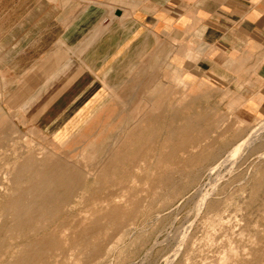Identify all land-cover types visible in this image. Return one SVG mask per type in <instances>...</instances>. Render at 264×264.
Listing matches in <instances>:
<instances>
[{
	"label": "rangeland",
	"instance_id": "rangeland-1",
	"mask_svg": "<svg viewBox=\"0 0 264 264\" xmlns=\"http://www.w3.org/2000/svg\"><path fill=\"white\" fill-rule=\"evenodd\" d=\"M157 75L123 71L86 126L0 115V264H264V116ZM50 166L62 183L32 203Z\"/></svg>",
	"mask_w": 264,
	"mask_h": 264
},
{
	"label": "crops",
	"instance_id": "crops-1",
	"mask_svg": "<svg viewBox=\"0 0 264 264\" xmlns=\"http://www.w3.org/2000/svg\"><path fill=\"white\" fill-rule=\"evenodd\" d=\"M139 68L147 85L159 73L209 86L253 124L264 116V0H0V115L86 126Z\"/></svg>",
	"mask_w": 264,
	"mask_h": 264
},
{
	"label": "bare ground",
	"instance_id": "bare-ground-1",
	"mask_svg": "<svg viewBox=\"0 0 264 264\" xmlns=\"http://www.w3.org/2000/svg\"><path fill=\"white\" fill-rule=\"evenodd\" d=\"M264 125V124H263ZM263 127V126H262ZM256 129V128H255ZM252 131V130H251ZM257 131V130H256ZM250 133V132H249ZM249 136V135H248ZM249 138V137H248ZM248 138H246V139H248ZM251 138V137H250ZM252 139V138H251ZM251 139H248V140H243L245 143H247V142H249V140H251ZM254 139V138H253ZM252 139V140H253ZM244 142H240L239 143V145H244L245 143ZM238 145V144H237ZM234 148V147H233ZM237 148V147H236ZM240 148V146L238 147V149ZM243 148V147H242ZM247 148V147H246ZM249 148H251V147H249ZM239 151V150H238ZM237 152V151H236ZM235 153V149L234 150H232V151H230V153H229V155H228V153H227V157H233V156H235L236 154H234ZM235 158V157H234ZM228 159V158H227ZM3 162V161H2ZM223 162V161H222ZM26 169H27V165L25 164L23 167H22V170H20L19 171V175H18V177L16 178V181L17 180H19L21 177H22V174H23V172H25L26 171ZM47 171H50L51 173H52V175L53 176H51V177H49V178H46V175H42V177H40V178H38L37 180H34V181H31L30 182V187H28V189H32V191H31V193H30V198H32V203H34L35 202V200H37V199H39V197H41V196H44V190L45 189H53L55 186V184L56 183H60L61 182V180H62V177H61V175H59L57 172H56V170H55V168L53 167V166H50L49 167V170L47 169ZM66 175V174H65ZM65 175H63V177L65 176ZM69 175V174H68ZM2 176V175H1ZM40 176V175H39ZM62 183V182H61ZM60 185V184H59ZM23 188V187H22ZM27 189V188H26ZM23 190V189H22ZM18 195H19V193H18ZM48 195V194H47ZM29 196V195H28ZM25 199H26V197H25ZM24 200V199H23ZM25 201V200H24ZM24 201H23V203H24ZM27 201L28 200H26V204H27ZM30 201V200H29ZM55 203V202H54ZM25 204V205H26ZM21 206H22V201H17V202H15V204H14V211H17L18 212V210L21 208ZM49 207V206H48ZM16 209V210H15ZM21 211V210H20ZM16 215H21V214H16ZM33 255V254H32Z\"/></svg>",
	"mask_w": 264,
	"mask_h": 264
}]
</instances>
